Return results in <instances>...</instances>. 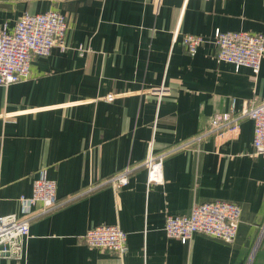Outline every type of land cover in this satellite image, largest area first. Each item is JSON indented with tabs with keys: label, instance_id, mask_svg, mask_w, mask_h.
<instances>
[{
	"label": "crops",
	"instance_id": "crops-1",
	"mask_svg": "<svg viewBox=\"0 0 264 264\" xmlns=\"http://www.w3.org/2000/svg\"><path fill=\"white\" fill-rule=\"evenodd\" d=\"M50 10L67 18L68 49L54 46L32 61L29 79L0 86V214H22L41 167L64 203L31 222L22 259L1 250L0 264H264V154L254 153L253 121L172 147L233 100L239 115L245 101L264 99V57L258 74L235 69L217 61L213 43L217 29L264 33V0H0V29ZM185 33L207 42L191 55ZM151 145L169 154L149 176ZM126 168L127 185L105 182ZM222 199L243 212L233 242L166 237L167 215ZM102 224L128 232L123 255L80 240Z\"/></svg>",
	"mask_w": 264,
	"mask_h": 264
},
{
	"label": "built area",
	"instance_id": "built-area-1",
	"mask_svg": "<svg viewBox=\"0 0 264 264\" xmlns=\"http://www.w3.org/2000/svg\"><path fill=\"white\" fill-rule=\"evenodd\" d=\"M162 0H156L159 6ZM67 18L56 10L43 13H24L14 28L5 24L0 29V86L19 83L27 80L32 74V61L36 57L49 56L54 46L62 50L67 46ZM179 30L174 33L173 41H177ZM207 42L203 35L185 33L181 43L189 54L194 55ZM213 43L218 47L217 61H226L235 69L248 67L254 74H258L264 57V33L255 31H224L217 29ZM85 51L84 47H80ZM166 87L158 89L162 98ZM117 95H108L112 100ZM241 118H249L254 124L253 147L254 153L264 154V99L249 100L243 103L240 114H236L235 100L229 112L215 114L205 129L187 138V140L172 147L199 145L205 138L217 135L224 129L236 130ZM152 146V145H151ZM167 151L156 153L150 148L144 166L150 176L156 161H162ZM131 168L106 179L115 188H121L129 182ZM31 196L22 195V214H0V251L8 253L10 257L22 259L26 252L25 242L30 236V226L34 219L56 210L64 201L57 195V182L48 177L47 168L41 167L33 180ZM189 215L169 214L165 221V233L168 239L177 238L187 244L195 233L233 242L239 232L242 220L240 205L229 200H213L196 203L191 207ZM264 226V225H263ZM264 232V228H263ZM88 247L109 250L123 255L129 249L128 232L119 224H102L89 228L80 237Z\"/></svg>",
	"mask_w": 264,
	"mask_h": 264
}]
</instances>
